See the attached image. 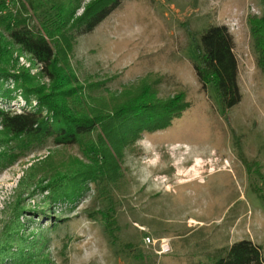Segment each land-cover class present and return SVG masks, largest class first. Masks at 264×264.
Segmentation results:
<instances>
[{"label": "rangeland", "instance_id": "1", "mask_svg": "<svg viewBox=\"0 0 264 264\" xmlns=\"http://www.w3.org/2000/svg\"><path fill=\"white\" fill-rule=\"evenodd\" d=\"M91 1L70 0L76 5L73 18ZM24 2L5 0L0 14L8 9L34 30L53 27L54 7L61 0L36 12ZM263 11L264 0H123L92 31H70L72 70L82 85L98 83L89 93L118 94L154 73L161 76L158 98L181 89L189 106L168 127L143 133L134 150L124 151L122 177L108 196H99L94 183L71 202H46L44 188L23 191L19 220L23 233L35 236L36 261L200 264L242 239L260 245L264 258V72L256 66L248 23ZM214 24H225L231 32L239 68L241 99L226 111L212 85L202 88L192 66L193 36L198 41L199 33ZM0 34L8 36L4 25ZM12 57V73L25 68L40 84H49L28 54L14 47ZM14 86L12 76L0 86V109L33 108L35 98L25 106L19 89L1 96ZM20 140L0 144V152L10 153L1 157V164L9 163L0 169V233L13 217L19 181L27 172L24 185L40 179L47 184L71 162L87 160L78 145H54L52 137L43 143L27 136ZM49 154L51 160L39 165ZM31 165L36 166L32 171ZM108 209L117 221L114 237L101 214ZM163 243L167 251L161 250Z\"/></svg>", "mask_w": 264, "mask_h": 264}, {"label": "trees", "instance_id": "2", "mask_svg": "<svg viewBox=\"0 0 264 264\" xmlns=\"http://www.w3.org/2000/svg\"><path fill=\"white\" fill-rule=\"evenodd\" d=\"M0 0V11L4 9ZM52 0H25L34 12L45 7ZM123 0H93L83 12L73 18L76 8L70 0L55 4L56 23L51 28L42 26L34 30L25 18L10 10L0 14V25H4L8 36L0 34V86L13 77L12 90L5 89L2 97L10 96L19 89L25 99L20 112L0 109V144L7 139L21 141L27 136L32 141L43 143L53 138L54 145H78L87 160L76 159L63 172L50 178L47 184L41 179L30 184L29 172L19 181L18 200L11 212L13 217L7 221L0 233V264H41L32 256L36 247L35 236L23 233L19 214L20 196L32 186L48 190L46 202L73 201L89 183H94L99 196H108L109 189L122 177L120 160L126 149L134 150L136 140L145 132L151 133L168 127L189 103L185 91L178 90L166 99L157 97V86L161 76L148 73L138 84L124 88L118 94L106 96L91 94L98 83L82 85L69 64L72 49L70 31L82 35L92 31L105 17L116 9ZM24 6V5H23ZM26 7V5H25ZM253 48L256 53V66L264 72V11L260 16L248 18ZM195 61L193 69L202 88L212 85L224 110L236 105L241 99L238 84V61L234 53V39L225 24H214L204 28L198 37L193 36ZM14 47L30 56L39 67V75L49 80L46 86L40 84L28 69L15 68L12 57ZM87 87V89H86ZM0 152V169L9 162L1 164V157L10 153ZM52 154L43 158L50 161ZM36 166L27 169L32 171ZM27 170V171H29ZM29 173V174H28ZM31 176L30 180H34ZM22 185L24 187H22ZM30 194V192H29ZM264 197L263 194H261ZM106 230L115 235L117 221L110 209L101 211ZM113 242V240H112ZM200 264H264L260 245L248 239L218 249L208 257V262Z\"/></svg>", "mask_w": 264, "mask_h": 264}, {"label": "built area", "instance_id": "3", "mask_svg": "<svg viewBox=\"0 0 264 264\" xmlns=\"http://www.w3.org/2000/svg\"><path fill=\"white\" fill-rule=\"evenodd\" d=\"M168 249H169V248H168L167 244L163 243V244L161 245V250H162V251H167Z\"/></svg>", "mask_w": 264, "mask_h": 264}, {"label": "bare ground", "instance_id": "4", "mask_svg": "<svg viewBox=\"0 0 264 264\" xmlns=\"http://www.w3.org/2000/svg\"><path fill=\"white\" fill-rule=\"evenodd\" d=\"M211 164V163H210ZM195 174H197V173H195ZM187 181V180H186ZM167 187H169V185L167 184Z\"/></svg>", "mask_w": 264, "mask_h": 264}]
</instances>
